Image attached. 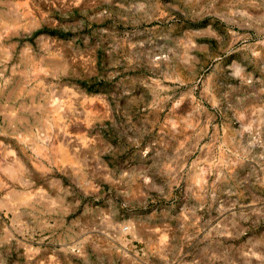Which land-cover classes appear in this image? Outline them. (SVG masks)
Segmentation results:
<instances>
[{
    "label": "rangeland",
    "instance_id": "1",
    "mask_svg": "<svg viewBox=\"0 0 264 264\" xmlns=\"http://www.w3.org/2000/svg\"><path fill=\"white\" fill-rule=\"evenodd\" d=\"M0 264H264V0H0Z\"/></svg>",
    "mask_w": 264,
    "mask_h": 264
}]
</instances>
